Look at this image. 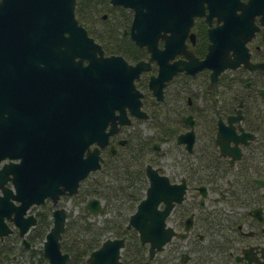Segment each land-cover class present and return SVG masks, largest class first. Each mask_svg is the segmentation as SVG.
I'll use <instances>...</instances> for the list:
<instances>
[{
	"label": "water",
	"instance_id": "obj_1",
	"mask_svg": "<svg viewBox=\"0 0 264 264\" xmlns=\"http://www.w3.org/2000/svg\"><path fill=\"white\" fill-rule=\"evenodd\" d=\"M110 3L132 11L129 36L135 45L145 47L147 60L131 63L121 54L105 56L101 43L77 18L76 0H0V89L13 83L30 84L29 70H40L41 86L50 89L47 93L51 97L40 107L48 131L27 136L26 143L15 153L5 138L0 139V160L21 157L17 163L5 162L0 167V239L13 232L10 221L28 248L26 235L37 222L30 207L50 198L52 223L42 241V253L49 264H66L70 260L69 253L60 247L68 218L67 209L60 205L61 195L76 193L80 182L101 166L100 148L107 144L117 122H127V110L148 117L142 109V92L135 86V79L150 68L152 61H157L158 71L150 76L148 85L160 100L166 82L181 70L195 74L204 67L210 68L209 87L227 68L243 65L264 72V61L252 62L248 46L259 29L257 16L263 25L264 39V0ZM205 3L222 22L209 28L207 52L199 58L187 48L185 38L188 34L193 37V18L204 15ZM210 13L206 14L207 20ZM159 40L163 41L162 46ZM176 54L187 59L171 61ZM51 89L58 92L57 97H53ZM261 93L264 96V90ZM104 116L111 120L109 131L104 130ZM243 136L229 135L220 124V153L238 157L236 142ZM230 140L235 142L233 147L229 146ZM176 141L190 151L193 132L178 134ZM92 143L95 146L91 149ZM145 175L148 185L130 213L127 227L136 230L140 242L148 245L149 258H153L173 236H186V232H175L167 223L174 204L184 198L186 185L184 181L172 183L168 175L150 163L145 166ZM10 178L11 187L5 185ZM256 181L264 186V178ZM200 191L204 195L205 186ZM83 208L98 214L103 210V201L91 197ZM124 245L125 236L107 237L87 255L86 264H125L121 258Z\"/></svg>",
	"mask_w": 264,
	"mask_h": 264
},
{
	"label": "flooded vegetation",
	"instance_id": "obj_2",
	"mask_svg": "<svg viewBox=\"0 0 264 264\" xmlns=\"http://www.w3.org/2000/svg\"><path fill=\"white\" fill-rule=\"evenodd\" d=\"M208 13L210 11L205 3L204 15L193 18L190 28L193 37L188 34L185 38L187 48L199 58H203L207 52L209 28L222 22L215 11L210 13L207 20ZM255 22L259 29L248 42L252 62L264 61L263 25L259 16ZM162 45L163 41L159 40V46ZM103 54L119 53L103 49ZM148 56L147 52L140 59L147 60ZM140 59L127 61L134 63ZM176 59L187 58L183 54H176L171 61ZM86 62L84 59L83 63ZM228 69L232 73L230 77L224 75ZM29 71L27 75L30 84L13 83L0 89V139L5 138L14 153L26 143L27 136L47 130L48 123L43 121L45 119L40 113V107L51 99L47 93L50 89L41 86L43 72ZM157 71L158 63L155 60L149 69L143 70L139 78L135 79V86L142 92V109L148 117L143 118L127 110V122L116 123V130L109 134L107 144L100 148L101 166L92 172L100 170L111 158L136 146L144 145L145 153L153 154L156 158L159 154V140L172 143L174 148L180 149L182 162L175 161L176 167L179 166L178 175L169 176V179L172 183L184 181L186 191L184 198L174 204L167 216V223L175 232H186V236H173L155 253V261H158L156 257L159 252L172 246L176 249L174 264H264V186L256 181L264 176L251 177L244 170H239L244 161L257 162L261 158L256 157L255 146L261 139L257 126L264 127V96L261 93L264 90V72L243 65L234 69L227 68L219 74L216 84L209 87L210 68L204 67L195 74L181 70L166 82L163 99L160 100L148 85L150 76L156 75ZM221 75L230 80H223ZM51 90L53 97H57L58 92ZM184 95L186 105L183 107L180 100ZM165 101L168 102L167 113L162 112ZM101 118L105 121L104 130L109 131L111 120L106 119V116ZM220 124L229 135L244 134L236 142L238 157L220 153L221 145L217 141ZM188 131L193 132L190 151L185 144L176 141L178 134ZM234 145V140H230L229 146ZM94 146L95 143L90 144L91 149ZM20 160L21 157H6L0 160V167L5 162L17 163ZM147 163L152 164L146 162L145 166ZM218 166L223 169L213 175L214 171L209 169ZM156 168L160 171L159 167ZM11 178L5 185H13ZM201 186L206 188L204 195L200 191ZM47 199L50 200L46 198L45 201ZM9 224L13 227L10 234L16 232L19 236L17 227L10 221ZM4 258L9 256L5 254Z\"/></svg>",
	"mask_w": 264,
	"mask_h": 264
},
{
	"label": "trees",
	"instance_id": "obj_3",
	"mask_svg": "<svg viewBox=\"0 0 264 264\" xmlns=\"http://www.w3.org/2000/svg\"><path fill=\"white\" fill-rule=\"evenodd\" d=\"M104 10L113 13L110 19L103 18L104 14H102L101 18L104 19L101 20L102 25L98 24L96 27L87 24L90 20L97 19L101 11ZM116 10L120 13H114ZM75 14L87 28L89 34L101 43L104 50L122 54L128 60H137L146 56L145 48L135 45L129 36L128 30L132 18L130 9L123 6H112L110 0H76ZM221 77L224 78V75ZM223 80L228 81L230 79L224 78ZM257 129L261 139L255 146V151L256 157L261 158L257 162L256 160L244 161L243 166L239 167L240 171L244 170L251 177L264 176V127L258 125ZM144 153V145L136 146L132 150L129 149L127 152L111 158L100 170L92 172L88 176L91 177L89 180L86 181L87 178H85L81 181L85 184L81 190L77 191L80 200L98 197L104 202V211L110 212L111 215L105 217L101 223H96L89 220L90 212L82 208L80 214L68 218L60 240L61 249L70 255V260L66 264H86L87 255L97 248L105 238L122 236H125V245L121 251V258L125 264H152L153 262L174 264L175 248L173 249L172 246L165 247L157 255L158 261H155V258L149 259L147 244L140 242L134 228L127 227L129 215L144 196L148 184L145 176V163L143 162ZM254 162L256 163L254 164ZM260 162L262 163L260 164ZM222 169L221 166H218L209 169V171H214L213 175H215V172ZM36 217V224L30 228L27 234V240L30 243L28 248L24 247V243L16 232L4 237H13L12 241H21L23 251L28 252L29 255L27 264L47 262L42 250L38 251V254L32 245L37 240L43 241L45 233L52 223L51 211L48 208L40 210L36 213ZM0 241V264L10 258L15 259L17 252L15 242L4 243L3 240ZM5 254L9 258H4Z\"/></svg>",
	"mask_w": 264,
	"mask_h": 264
},
{
	"label": "rangeland",
	"instance_id": "obj_4",
	"mask_svg": "<svg viewBox=\"0 0 264 264\" xmlns=\"http://www.w3.org/2000/svg\"><path fill=\"white\" fill-rule=\"evenodd\" d=\"M111 4V3H110ZM112 5V4H111ZM112 6H116V5H112ZM119 14L120 12L118 10H116L114 13ZM104 14L105 17L103 18H107L110 19V16L113 14L112 12H110L109 10H104V11H101V13L99 14L98 18L95 19L94 21H89L87 22V24H91L92 26H98L99 25H102V18H101V15ZM102 20V21H101ZM227 77H230L232 75L231 73V70H227L224 72ZM194 99V97H193ZM186 102V95H184V97L180 100V104H183V107L186 105L185 104ZM167 106H168V102L165 101L162 105L163 109H162V112L164 113H167ZM183 108H181L182 110ZM183 113V112H182ZM159 144H160V148L159 150L157 151L159 154L157 155V157L155 158V155L153 154H144V158H143V162L146 163V162H151L154 166L156 167H159L160 168V171L170 177H173L176 173H177V170L179 168L176 167L175 165V161L177 160H180L182 162V159H180V156H179V150L177 148H174L172 146V143L170 142H162L159 140ZM148 157V158H146ZM178 175V173L176 174ZM91 177H87L86 181L89 180ZM85 181V182H86ZM84 182H81L80 185H79V188L78 190H81V187L84 186ZM78 192L72 194V195H63L61 196V199H60V205L61 206H64L67 211H68V218L70 216H77L78 214L81 213V209L83 208V204L86 202V199L81 201L80 200V197L79 195H77ZM104 204V202H103ZM49 209L51 211V209L53 208L52 206V203L49 199H47L43 204H37V205H33L31 208H30V211L34 212L35 214L40 211V210H43V209ZM134 211V210H133ZM132 211V212H133ZM131 212V213H132ZM111 214L110 212H105L104 211V207H103V210L98 213V214H90V216L88 217L89 220L91 221H95L96 223H101L102 220L105 218V217H109ZM67 218V220H68ZM11 239H14L13 237H9V238H4L3 239V242L4 243H9L10 241H12ZM17 245V252H16V258L15 259H9V260H6L3 262V264H27L28 263V252H24L23 249H22V246H21V241L20 240H15V241H12V243H14ZM1 243V241H0ZM32 248L39 254L38 251L42 250V241L41 240H37L36 242L33 243L32 245ZM155 262H153L152 264H154ZM43 264H48V261L46 263H43Z\"/></svg>",
	"mask_w": 264,
	"mask_h": 264
}]
</instances>
